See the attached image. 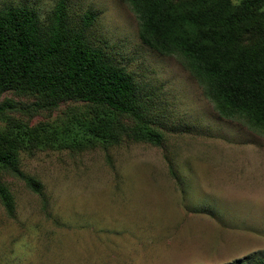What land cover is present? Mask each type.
Wrapping results in <instances>:
<instances>
[{
  "label": "rangeland",
  "instance_id": "obj_1",
  "mask_svg": "<svg viewBox=\"0 0 264 264\" xmlns=\"http://www.w3.org/2000/svg\"><path fill=\"white\" fill-rule=\"evenodd\" d=\"M56 2L0 8L27 4L46 23ZM66 10L74 26L95 14L86 36L133 75L162 140L91 139L72 123L90 110L82 101L0 115V127L11 117L62 130L54 146L20 153L41 193L0 171L13 203L9 214L0 199V264H247L264 255V134L220 116L180 58L143 43L126 0H66Z\"/></svg>",
  "mask_w": 264,
  "mask_h": 264
},
{
  "label": "trees",
  "instance_id": "obj_2",
  "mask_svg": "<svg viewBox=\"0 0 264 264\" xmlns=\"http://www.w3.org/2000/svg\"><path fill=\"white\" fill-rule=\"evenodd\" d=\"M138 19L143 43L175 55L197 80L220 116L264 134V0H126ZM41 21L30 5L0 8V97L13 91L35 95L29 104L5 99L0 115L55 108L64 101L90 104L72 123L86 136L118 143L125 135L159 145L133 75L86 36L95 14L81 24L68 19L66 0H57ZM62 130L12 120L0 127V171L21 177L36 193L41 183L19 169L20 153L55 145ZM0 199L12 214V197L0 180ZM247 264H264V255Z\"/></svg>",
  "mask_w": 264,
  "mask_h": 264
}]
</instances>
